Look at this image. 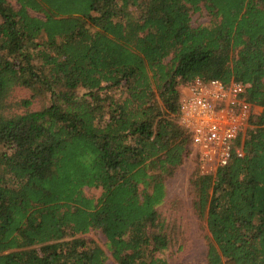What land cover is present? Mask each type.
<instances>
[{"label": "trees", "instance_id": "trees-1", "mask_svg": "<svg viewBox=\"0 0 264 264\" xmlns=\"http://www.w3.org/2000/svg\"><path fill=\"white\" fill-rule=\"evenodd\" d=\"M196 77L249 83L253 129L225 166L195 165L208 243L190 264H264V0H0V264H170L160 206L192 153L178 115Z\"/></svg>", "mask_w": 264, "mask_h": 264}, {"label": "built area", "instance_id": "built-area-1", "mask_svg": "<svg viewBox=\"0 0 264 264\" xmlns=\"http://www.w3.org/2000/svg\"><path fill=\"white\" fill-rule=\"evenodd\" d=\"M248 88L247 82L199 77L182 88L178 121L191 135L201 174L225 166L233 154L241 155L236 140L253 129Z\"/></svg>", "mask_w": 264, "mask_h": 264}, {"label": "rangeland", "instance_id": "rangeland-1", "mask_svg": "<svg viewBox=\"0 0 264 264\" xmlns=\"http://www.w3.org/2000/svg\"><path fill=\"white\" fill-rule=\"evenodd\" d=\"M31 14L40 16L36 13ZM207 20L208 15L204 9L191 14L192 25L205 23ZM31 93L28 88L15 86L9 92V99L20 100L28 98ZM47 103V95L32 96L30 108L37 109L45 106ZM196 163L195 154H189L176 169L173 176L167 178L165 181L166 196L160 206V210L172 221L171 224L175 227L177 241L176 247L163 254L170 264L202 263L205 260L208 232L205 221L200 220L192 210L191 202L193 195L189 187V179L195 170ZM85 192L88 195L97 197L100 189L90 187L85 188ZM84 237L105 248V237L100 231L90 230L84 234ZM105 253L107 255V264H117L106 249Z\"/></svg>", "mask_w": 264, "mask_h": 264}]
</instances>
